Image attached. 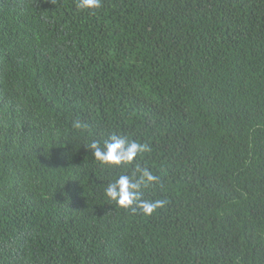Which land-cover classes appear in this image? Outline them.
Instances as JSON below:
<instances>
[{"label": "trees", "instance_id": "16d2710c", "mask_svg": "<svg viewBox=\"0 0 264 264\" xmlns=\"http://www.w3.org/2000/svg\"><path fill=\"white\" fill-rule=\"evenodd\" d=\"M75 5L0 0V264H264V0ZM113 132L151 216L104 195Z\"/></svg>", "mask_w": 264, "mask_h": 264}, {"label": "clouds", "instance_id": "9594fccd", "mask_svg": "<svg viewBox=\"0 0 264 264\" xmlns=\"http://www.w3.org/2000/svg\"><path fill=\"white\" fill-rule=\"evenodd\" d=\"M75 6L78 10H97L103 6V0H76ZM72 127L84 130L87 124L77 118L73 120ZM84 146L91 151L99 165L114 170L129 169L120 171L103 189L104 195L117 206L133 214L151 216L168 203L166 198H145V190L159 181L157 175L141 163L143 154L152 151L149 143L113 132L102 141L93 139Z\"/></svg>", "mask_w": 264, "mask_h": 264}]
</instances>
